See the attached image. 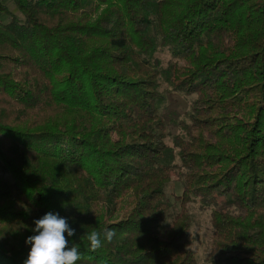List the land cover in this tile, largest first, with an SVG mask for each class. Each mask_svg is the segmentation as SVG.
Instances as JSON below:
<instances>
[{
    "label": "trees",
    "instance_id": "1",
    "mask_svg": "<svg viewBox=\"0 0 264 264\" xmlns=\"http://www.w3.org/2000/svg\"><path fill=\"white\" fill-rule=\"evenodd\" d=\"M11 3L23 17L0 22V264H24L49 212L75 230L76 264H201L193 204L210 215L206 264H264V0ZM160 75L194 96L173 146Z\"/></svg>",
    "mask_w": 264,
    "mask_h": 264
},
{
    "label": "rangeland",
    "instance_id": "2",
    "mask_svg": "<svg viewBox=\"0 0 264 264\" xmlns=\"http://www.w3.org/2000/svg\"><path fill=\"white\" fill-rule=\"evenodd\" d=\"M5 5L9 6L10 14H1L0 22L6 23L10 20L11 15L15 18L21 19L23 16L17 8L11 3V0H4ZM157 60V69L161 72L166 68L170 58L167 48L159 47L154 54ZM160 91L164 96V101L160 107V117L164 119L167 124L168 136L166 143L173 146V141L176 136H182V123L188 122V114L191 111V103L194 96H186L180 93L173 92L163 78L159 76ZM172 203H177L175 196L181 194L180 183L176 179L167 188ZM128 197L119 205L118 214L121 215L125 209L128 208ZM189 213L191 216V226L189 229V239L191 241L190 249L193 252L197 261L201 264H206L209 257L210 245L212 243V227L210 223V215L208 211H201L197 205L189 206Z\"/></svg>",
    "mask_w": 264,
    "mask_h": 264
},
{
    "label": "clouds",
    "instance_id": "3",
    "mask_svg": "<svg viewBox=\"0 0 264 264\" xmlns=\"http://www.w3.org/2000/svg\"><path fill=\"white\" fill-rule=\"evenodd\" d=\"M34 223L36 234L26 241L31 245V249L24 264H76L81 260L78 246L72 244L69 247L68 238L75 235V230L70 227L67 219L49 212ZM100 236L95 230L87 234L91 252H96L102 247ZM115 236V230L106 229L104 232V239L108 242Z\"/></svg>",
    "mask_w": 264,
    "mask_h": 264
}]
</instances>
